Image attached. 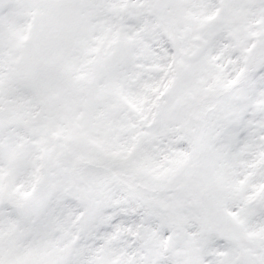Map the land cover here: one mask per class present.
<instances>
[{
  "label": "snow or ice",
  "instance_id": "snow-or-ice-1",
  "mask_svg": "<svg viewBox=\"0 0 264 264\" xmlns=\"http://www.w3.org/2000/svg\"><path fill=\"white\" fill-rule=\"evenodd\" d=\"M0 264H264V0H0Z\"/></svg>",
  "mask_w": 264,
  "mask_h": 264
}]
</instances>
